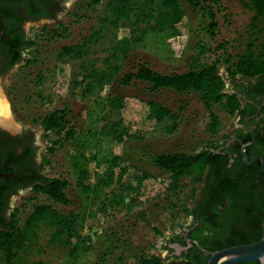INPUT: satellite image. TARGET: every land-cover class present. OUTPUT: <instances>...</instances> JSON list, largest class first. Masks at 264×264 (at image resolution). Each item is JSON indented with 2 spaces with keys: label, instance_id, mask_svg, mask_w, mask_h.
I'll use <instances>...</instances> for the list:
<instances>
[{
  "label": "rangeland",
  "instance_id": "obj_1",
  "mask_svg": "<svg viewBox=\"0 0 264 264\" xmlns=\"http://www.w3.org/2000/svg\"><path fill=\"white\" fill-rule=\"evenodd\" d=\"M250 1L221 0L220 11L214 9L217 30L211 35L206 12L194 9L187 0H179L185 20L178 37L167 42L172 55L160 54L161 46H152L156 54L147 48L134 47V39L146 28L145 24L135 23L136 12L129 21H115L110 17L106 1L72 5L61 15L58 26L54 23L34 26L28 32L32 46L24 61L0 89L4 99L1 107L6 108L17 129L23 128L36 137L44 177L69 183L66 192L69 204L55 203L42 193L24 192L14 202L18 226L23 227L33 207L38 205L50 206L61 214L81 215L96 210L97 217L85 224L84 233L92 241L83 264H138L141 258L152 255L160 257L162 264L175 260L167 255L165 246L189 222L186 210L195 201L200 185L192 177L174 180L170 173L155 167L152 160L157 155H193L218 144L230 131L235 117L228 114L223 103L214 106L219 125L212 134L207 131L209 113L198 94H178L171 90L151 93L145 84L122 87L118 81L139 62H147L161 74H183L201 65H215L225 81L224 92L229 95L226 60L236 62L249 42L254 41L256 49L263 37L259 32L261 24L254 21V11L246 6ZM152 2L157 5L159 0ZM59 27L63 31L52 38L51 33ZM68 46H81L83 56L80 59L63 56L61 50ZM120 47H128V52L118 75L111 83L95 87L92 74L103 72L106 60ZM98 96L155 101L178 117L176 130L169 132V121L144 120L138 110H127L121 115L107 110L101 125L120 120L125 132L123 142L111 147L113 155L120 158L111 181L105 174V166L97 170L88 167L83 175H75L73 159L84 157L89 161L92 152L74 149L68 142L54 143L56 134L45 132L39 125L51 112L67 109L71 125L77 132L82 131ZM142 175L149 177L148 183L130 190L134 178ZM99 176L111 183L101 186L95 196H88L100 185ZM111 199L120 201L113 203ZM57 231V227L40 223L34 236L9 261L0 250V264H63L69 244L55 238Z\"/></svg>",
  "mask_w": 264,
  "mask_h": 264
},
{
  "label": "trees",
  "instance_id": "obj_2",
  "mask_svg": "<svg viewBox=\"0 0 264 264\" xmlns=\"http://www.w3.org/2000/svg\"><path fill=\"white\" fill-rule=\"evenodd\" d=\"M106 1V8L115 21L128 20L130 15L137 13L135 23H144L146 28L134 39V47L140 49H150L156 54L152 46H161L163 51L160 54L172 55L169 49L168 40L178 37L179 27L184 23V12L181 9L179 0H159L158 4L152 0H93L92 4ZM194 9H201L210 18L208 32L214 35L217 30L216 11L221 9V0H187ZM139 3V4H138ZM254 11V21L261 24L259 32L263 33L260 43L254 49L255 43L251 41L247 44L245 52L240 55L236 62L231 63V59L226 60L228 64L226 73L229 78L253 79L264 77V0H251L247 5ZM215 9V10H214ZM61 27L50 31L51 37L60 35ZM258 39H255L257 42ZM32 46L28 40L24 48ZM160 48V47H159ZM128 47H120L106 60V68L101 73H93V85L97 87L102 83H111L118 75L121 64L125 60ZM204 52V51H203ZM61 54L66 57L80 59L84 51L81 46H68L61 50ZM122 87H130L134 84H145L147 90L156 93L162 90H171L178 94H198L204 108L209 113L210 122L207 131L214 134L218 128V119L213 111V107L223 103L228 114L234 115L239 110L240 99L235 95L225 94V81L218 74L215 65H201L183 74H161L151 69L147 62H139L134 67L125 72L118 81ZM94 87V88H95ZM92 88V89H94ZM114 111L116 114H123L127 110H138L140 117L144 120L162 122L164 120L171 123L169 132H174L178 126L177 114L163 105L151 101L128 96L96 97L92 107L89 109L87 124L82 131H76L70 123L69 111L67 109L55 110L43 117L39 125L45 132H53L58 137L54 142L58 145L68 142L71 147L77 150L92 152L91 159L87 161L84 157L73 159L72 166L75 175H83L88 167L99 169L106 167L108 180H112L114 169L117 167L120 158L113 155L111 147L121 144L125 137V132L121 128L120 120L101 125L103 114L107 111ZM217 144L210 145L196 154L189 155L183 153L170 155H157L152 163L160 170L171 174L174 180L181 177H192L196 184H201L204 173L208 166L214 161L216 155L214 151ZM50 149L49 151H51ZM219 178V176H217ZM100 185L94 187L88 196H95L100 187H107L111 182L103 180L99 176ZM149 177L142 175L135 177L130 190L139 189L148 183ZM69 183L60 178H42L33 186L32 191L45 194L50 200L61 205H68L67 189ZM87 194V193H86ZM90 196V197H91ZM111 199L110 202H119ZM122 201V200H121ZM112 203V204H113ZM187 215L192 214L189 208ZM97 217V211L90 210L85 214L67 213L61 214L47 205L33 207L30 214L24 221L23 227L18 226L16 213L12 215L11 223L6 232H0V250L9 261L24 244L34 236L38 225L44 222L51 227H57L56 239H64L68 244L66 261L63 264H83L90 252L91 237L84 233L87 220ZM261 232L256 242L259 240ZM225 241H220L215 247L216 251L226 248ZM255 243V242H254ZM249 244V241L242 240L238 244ZM207 259L199 260H173L168 264H206ZM163 260L158 256L141 258L138 264H162Z\"/></svg>",
  "mask_w": 264,
  "mask_h": 264
},
{
  "label": "flooded vegetation",
  "instance_id": "obj_3",
  "mask_svg": "<svg viewBox=\"0 0 264 264\" xmlns=\"http://www.w3.org/2000/svg\"><path fill=\"white\" fill-rule=\"evenodd\" d=\"M83 1L90 4L93 0H0V89L25 59L28 32L41 24L60 25L61 15ZM228 82L229 95L240 99L239 110L230 131L216 146L215 161L204 173L189 222L165 246L167 255L179 261L207 258L194 242L216 251L220 241H225L226 248L244 239L251 244L261 232L264 173L258 158L250 164L243 161L241 147L247 144L248 161L261 156L264 164V77H235ZM14 126L11 129L0 122V232H6L11 223L14 202L44 178L36 137Z\"/></svg>",
  "mask_w": 264,
  "mask_h": 264
},
{
  "label": "water",
  "instance_id": "obj_4",
  "mask_svg": "<svg viewBox=\"0 0 264 264\" xmlns=\"http://www.w3.org/2000/svg\"><path fill=\"white\" fill-rule=\"evenodd\" d=\"M247 144L241 147L243 154V161L246 164L252 163L257 158L261 161V168L264 173V164L261 156H253L248 161V156L245 152ZM188 246H191L190 241H187ZM198 251L202 252L208 257L206 264H239L244 262L258 261L260 264H264V213L261 223V235L257 242L244 245H236L228 248H224L217 251H207L200 247L197 242H194ZM178 249L179 246L175 245Z\"/></svg>",
  "mask_w": 264,
  "mask_h": 264
},
{
  "label": "bare ground",
  "instance_id": "obj_5",
  "mask_svg": "<svg viewBox=\"0 0 264 264\" xmlns=\"http://www.w3.org/2000/svg\"><path fill=\"white\" fill-rule=\"evenodd\" d=\"M3 101L4 100L2 99V94H1V90H0V122L2 124H4L5 126L10 127V128L14 127L13 123L11 122V119L7 115L8 112L6 111V108H2L3 106L1 107Z\"/></svg>",
  "mask_w": 264,
  "mask_h": 264
}]
</instances>
